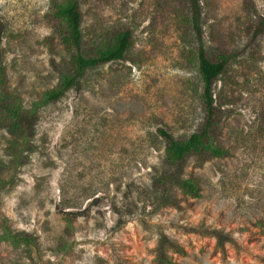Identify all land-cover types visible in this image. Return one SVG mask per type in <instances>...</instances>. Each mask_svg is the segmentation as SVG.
I'll list each match as a JSON object with an SVG mask.
<instances>
[{"label":"rangeland","instance_id":"374dc122","mask_svg":"<svg viewBox=\"0 0 264 264\" xmlns=\"http://www.w3.org/2000/svg\"><path fill=\"white\" fill-rule=\"evenodd\" d=\"M52 1L0 0L5 88L35 114L22 133L0 109V236L6 225L36 237H0V264H160L162 234L184 252L164 242L161 264H264V0H199L207 48L238 52L213 85L226 153L179 170L197 196L155 184L167 167L157 128L186 135L204 114L186 0H79L84 50L122 28L132 42L45 102L71 61Z\"/></svg>","mask_w":264,"mask_h":264},{"label":"trees","instance_id":"16d2710c","mask_svg":"<svg viewBox=\"0 0 264 264\" xmlns=\"http://www.w3.org/2000/svg\"><path fill=\"white\" fill-rule=\"evenodd\" d=\"M186 7L189 13V25L196 40L197 73L201 82L200 98L204 114L201 126L186 135L174 137L166 129L157 128L158 133L167 140L165 150L167 167L155 177V184L162 189H167L168 185L175 183L188 194L197 196L199 185L196 179L180 177L179 170L191 155H223L226 153L224 148L213 143L218 122L223 115V110L215 103L213 85L234 59L238 50L217 51L207 48L200 26L199 0H186ZM50 15L53 33L64 49L69 51L71 61L68 72L61 74L58 84L46 92L45 102L60 98L68 89L80 81L87 69L124 58L132 42L131 30L122 28L111 38H104L96 42L89 50H84L83 11L79 0H65L63 2L53 0L50 6ZM15 103L16 101L6 91L4 71L3 67L0 66V109L3 111V118L5 117L9 121V125L13 129L27 133L34 123L35 114L30 111L24 112ZM3 229L0 237L8 239L14 244L20 242L34 244L36 242V237L27 232L13 231L6 225ZM211 232L216 236L218 235L222 240L226 239L225 234L227 233L221 229H212ZM164 242L173 245L180 252H184L183 248H180L174 240L162 234L158 243L160 264L165 261ZM170 264L178 263L171 262Z\"/></svg>","mask_w":264,"mask_h":264}]
</instances>
